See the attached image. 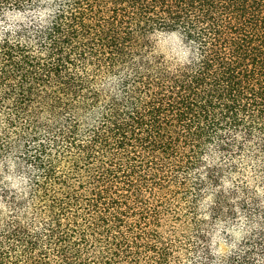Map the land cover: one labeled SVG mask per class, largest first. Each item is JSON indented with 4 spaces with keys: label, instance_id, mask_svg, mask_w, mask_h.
<instances>
[{
    "label": "trees",
    "instance_id": "16d2710c",
    "mask_svg": "<svg viewBox=\"0 0 264 264\" xmlns=\"http://www.w3.org/2000/svg\"><path fill=\"white\" fill-rule=\"evenodd\" d=\"M0 202V264H264V0H0Z\"/></svg>",
    "mask_w": 264,
    "mask_h": 264
},
{
    "label": "rangeland",
    "instance_id": "374dc122",
    "mask_svg": "<svg viewBox=\"0 0 264 264\" xmlns=\"http://www.w3.org/2000/svg\"><path fill=\"white\" fill-rule=\"evenodd\" d=\"M158 48L159 51L162 52L165 55L171 56V55H176L178 56L180 53V50L178 48V43H177V39L175 36H163L159 39L158 41ZM179 53V54H178ZM6 181L12 185V186H16V180L11 177H8L6 179ZM3 203L0 202V210L1 212L4 214V207H3Z\"/></svg>",
    "mask_w": 264,
    "mask_h": 264
}]
</instances>
